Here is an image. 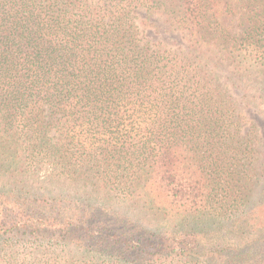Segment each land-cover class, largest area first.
<instances>
[{
    "label": "trees",
    "instance_id": "obj_1",
    "mask_svg": "<svg viewBox=\"0 0 264 264\" xmlns=\"http://www.w3.org/2000/svg\"><path fill=\"white\" fill-rule=\"evenodd\" d=\"M218 3L0 0V184L10 187L0 204L16 207L0 212V264H72L17 258L7 232L18 224L120 263L153 253L162 264H264L260 237L252 255L219 241L227 222L232 234L260 227L246 192L252 148L211 74L224 64L264 75V0L226 1L243 19L236 33L220 23ZM140 10L141 26L161 15L185 43L144 40ZM41 171L74 192L30 199L18 178ZM112 193L162 217L160 227L112 221ZM20 208L38 217L14 224Z\"/></svg>",
    "mask_w": 264,
    "mask_h": 264
},
{
    "label": "rangeland",
    "instance_id": "obj_2",
    "mask_svg": "<svg viewBox=\"0 0 264 264\" xmlns=\"http://www.w3.org/2000/svg\"><path fill=\"white\" fill-rule=\"evenodd\" d=\"M226 1L227 0H219L218 19L230 32L236 33L242 29L243 19L240 16V12L236 11V9H225ZM135 17L136 23L140 25V37L144 40L159 41L168 46H177L185 43L181 32L169 28L163 16L158 14L149 15L148 21L155 25L154 28L141 26V20L146 17V12L144 10L138 11ZM211 74L216 78L214 83L216 82L221 85L220 88L222 91L224 90L223 94L231 97L234 110L238 114L240 134H247L249 144L252 148V152L248 159V162H251V168H248L246 173V178H248L251 187L246 190V192L251 194L249 205L250 208L256 210L255 220L257 218V221L255 222L258 224V227H260L254 231V224L250 222L249 225H244V227L241 228L243 231H240L238 234H232L229 226L231 221L227 222L225 229L228 233H224V239L221 237L219 241L224 240L223 246L231 249L235 247V241H238L242 247L240 251L244 253V255L247 253L252 255L258 250L259 245L258 242L253 240L260 237V240L264 241V75L257 71L235 72L224 64H222L219 69H214ZM46 166H48V164ZM46 174L47 172L41 171L38 174H34L29 179L24 176H19L22 177V179H18L22 181H20L18 185H24L25 191H29V195H31L30 199L35 200L39 198L45 199L46 201L53 198L60 200L61 197L59 195L74 192L75 185L73 182L64 181L61 178H49ZM0 177L2 178V176ZM6 179L7 177H5L4 180ZM9 180L15 183L13 179L10 178ZM6 191H10V187L4 186L2 189L0 184V194ZM104 192L103 189H99V191L92 194V200H97V197L102 196ZM112 194H114L112 195L113 198L108 200L111 208L107 210L108 217H110L112 221H114L113 218L115 217H130L137 223H140L144 228L152 230L160 225L162 217L153 215L142 204L134 203V200L132 201L131 199L120 198L115 193ZM70 203L71 207L76 209L80 208L81 210L82 204L76 203L75 200ZM8 207L16 209L15 206H3L0 204V212L2 208L6 210L9 209ZM17 211H19V214L15 218L14 224L20 223V221H23L24 218H29V216H33L34 218L38 217L21 208ZM13 217L14 216L11 214L7 219L12 218L13 220ZM129 226L131 227V225ZM24 229L25 228L18 224V226H14L13 232H7L16 245L14 247L15 255L20 259L26 255L30 260L32 257H43L46 259L51 258V256H53L51 260H55L64 255V259L62 260H70L72 264H133L127 261L126 258L122 263L117 262L115 261V257L108 258L104 254H101L100 250H97L95 253L91 248L84 250L80 246L73 244L64 245L61 244L62 242L58 244V241L55 239L47 240L40 234L38 236L33 233V235H30L31 233L25 232ZM0 234H2V230ZM215 240L216 239H209L208 243H213ZM115 245L117 246V244ZM242 245L245 246L243 247ZM260 245L264 249V244ZM94 249L97 248L94 247ZM262 254L264 255V252ZM229 256L231 259V255ZM146 257L147 258L139 257L137 260L139 263L141 262L140 264H162L160 261L153 259L157 257V255L153 253L146 255ZM229 263L234 264L233 261ZM171 264H177L176 260L171 262Z\"/></svg>",
    "mask_w": 264,
    "mask_h": 264
}]
</instances>
